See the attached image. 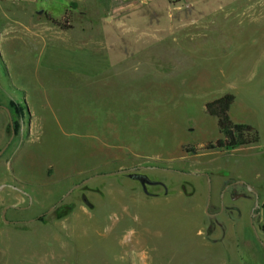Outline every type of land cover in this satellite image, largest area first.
<instances>
[{"label": "rangeland", "instance_id": "374dc122", "mask_svg": "<svg viewBox=\"0 0 264 264\" xmlns=\"http://www.w3.org/2000/svg\"><path fill=\"white\" fill-rule=\"evenodd\" d=\"M86 1L0 59V264H264V0Z\"/></svg>", "mask_w": 264, "mask_h": 264}, {"label": "crops", "instance_id": "0c3cea01", "mask_svg": "<svg viewBox=\"0 0 264 264\" xmlns=\"http://www.w3.org/2000/svg\"><path fill=\"white\" fill-rule=\"evenodd\" d=\"M86 2V0H0V59L1 56L4 58L6 54L13 53V49L7 51L9 43H20L23 40L42 45L50 41L48 38L44 40L47 36L46 27L43 29L41 25L33 24L35 22L31 21L35 16L44 18L48 15L54 20L62 17L65 12L84 16ZM90 3L97 5L101 2L90 0ZM53 12L57 13L54 15ZM15 46L16 49L18 46L16 44Z\"/></svg>", "mask_w": 264, "mask_h": 264}, {"label": "trees", "instance_id": "16d2710c", "mask_svg": "<svg viewBox=\"0 0 264 264\" xmlns=\"http://www.w3.org/2000/svg\"><path fill=\"white\" fill-rule=\"evenodd\" d=\"M45 18L52 25L64 29L65 26L61 25L58 21L45 15ZM233 101V96L230 94H224L213 101H210L204 105V113L215 119L216 127L220 138L215 140L211 149L219 152H228L237 148L248 147L257 143V133L251 127L234 124L228 118V110ZM11 115H21L20 110L8 103L6 106ZM22 109V108H21ZM12 120V119H11ZM12 127L14 133L18 129V125L12 121ZM264 207V200L262 203Z\"/></svg>", "mask_w": 264, "mask_h": 264}, {"label": "water", "instance_id": "95a60500", "mask_svg": "<svg viewBox=\"0 0 264 264\" xmlns=\"http://www.w3.org/2000/svg\"><path fill=\"white\" fill-rule=\"evenodd\" d=\"M0 109H2L5 112V115H6L7 121H8V126H9V137H8L7 141L5 142V144L2 146V148H0V155H1L3 153V151L7 148L9 143L11 142L14 133H13V128H12V120H11L10 113H9L8 109L3 107V106H0ZM136 179H137L143 193H145V188H144L145 184L146 185H154L155 184L153 182L146 180L143 176H136ZM0 189H1V187H0ZM7 208L8 207H5L2 211V214H1V219L5 223H7V221L4 220V212Z\"/></svg>", "mask_w": 264, "mask_h": 264}, {"label": "flooded vegetation", "instance_id": "af4514ba", "mask_svg": "<svg viewBox=\"0 0 264 264\" xmlns=\"http://www.w3.org/2000/svg\"><path fill=\"white\" fill-rule=\"evenodd\" d=\"M13 128V127H12ZM13 133H14V130H13ZM16 135H15V133H14V135H13V137H15ZM13 188V187H12Z\"/></svg>", "mask_w": 264, "mask_h": 264}]
</instances>
